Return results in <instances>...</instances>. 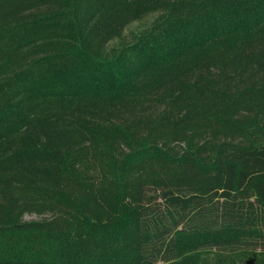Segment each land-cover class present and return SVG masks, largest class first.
<instances>
[{
	"label": "trees",
	"instance_id": "1",
	"mask_svg": "<svg viewBox=\"0 0 264 264\" xmlns=\"http://www.w3.org/2000/svg\"><path fill=\"white\" fill-rule=\"evenodd\" d=\"M206 251L264 264V0H0V264Z\"/></svg>",
	"mask_w": 264,
	"mask_h": 264
},
{
	"label": "rangeland",
	"instance_id": "2",
	"mask_svg": "<svg viewBox=\"0 0 264 264\" xmlns=\"http://www.w3.org/2000/svg\"><path fill=\"white\" fill-rule=\"evenodd\" d=\"M142 23L141 22H134L131 26H129L126 30H125V34L129 35V32L131 30L134 31H138L139 29H137V27H141ZM42 216H39L37 214H27L25 216L26 219H40ZM246 254H237L233 256V259H238V258H242V257H246ZM199 264H228L231 263V257H227V256H217L215 255L213 252L211 251H206V252H201L199 253Z\"/></svg>",
	"mask_w": 264,
	"mask_h": 264
}]
</instances>
